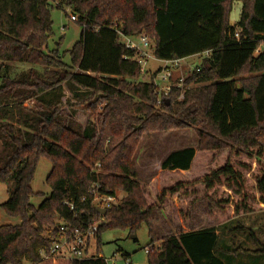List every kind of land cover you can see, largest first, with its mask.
<instances>
[{
    "label": "trees",
    "instance_id": "1",
    "mask_svg": "<svg viewBox=\"0 0 264 264\" xmlns=\"http://www.w3.org/2000/svg\"><path fill=\"white\" fill-rule=\"evenodd\" d=\"M236 2L242 9L232 25ZM54 9L72 11L82 27L79 41L64 53L61 41L49 50ZM119 33L145 35L161 62L209 55L187 73L183 99L174 87L159 105L153 82L159 72L142 81L149 71L142 73ZM261 44L264 0H61L58 8L47 0H0V183L10 185L1 207L21 221L0 227V264H109L99 256L43 257L61 226L86 231L101 217L105 223L89 241H96L98 254L103 232L134 235L146 224L147 264H237L233 240L217 228L159 239L153 213L172 197L190 200L186 194L198 186L219 221L264 209V51L255 56ZM7 63L30 70L15 79ZM243 74L253 77L239 79ZM81 111L90 115L85 124L77 119ZM187 128L199 145L166 157L161 171L171 178L162 179L160 190L153 184L154 200L138 180L140 140ZM41 158L52 163L51 194L35 208L32 183ZM116 191L126 197L100 215L96 197ZM242 252L261 257L264 247Z\"/></svg>",
    "mask_w": 264,
    "mask_h": 264
},
{
    "label": "rangeland",
    "instance_id": "2",
    "mask_svg": "<svg viewBox=\"0 0 264 264\" xmlns=\"http://www.w3.org/2000/svg\"><path fill=\"white\" fill-rule=\"evenodd\" d=\"M242 9V3L233 4L230 16V23L235 25L239 19ZM72 11H64L54 9L52 11L53 33L54 37L49 42V50L58 47L61 53L70 51L79 41L82 27L76 22H72L70 16ZM256 56V55H255ZM204 56L197 55L187 59L185 63V72H192L195 67L201 64ZM65 61L69 62L70 57L67 55ZM7 74L15 79L22 76L30 70L28 65L7 63ZM164 63L158 60H149L146 69L149 71L142 81L149 82L152 72H157ZM2 72L0 73V75ZM253 75L243 74L239 79L249 80ZM67 97L70 93L66 90ZM34 102H27L26 106H32ZM88 113V112H87ZM81 111L77 119L80 123L85 124L90 115ZM199 145L198 136L193 128L171 130L166 132H152L142 136L140 144L135 154V167L138 180L149 187L150 195L155 199L156 194L153 190V184L160 190V183L164 178L161 171L162 162L166 157L177 150L185 148H197ZM52 171V163L47 158H41L35 172L32 189L35 196L31 199V204L38 208L42 202L51 194V188L46 180ZM171 178V177H170ZM169 177H165V183H169ZM158 181V182H157ZM10 185L0 183V227L9 225H19L20 219L10 217L3 209L4 204L9 199ZM190 189L188 194L191 195L190 200H184L183 196L173 198L166 206L158 207L153 213V222L156 235L159 239L164 237L178 235L201 228L215 227L219 230L221 237H226L231 242L232 249H237V264H264V255L254 257L244 254L243 250H258L264 247V209L255 212L240 214L236 217L231 216L229 220L219 221L215 216L211 215L212 205L210 201L202 197L203 188ZM185 195V194H181ZM116 202L119 203L126 197V194L116 191ZM193 199H199L195 202L190 210L189 206ZM100 204L103 209L105 205L99 200L96 204ZM113 205V204H112ZM107 209V208H106ZM251 233L253 236L251 237ZM253 238L260 241L257 245ZM102 246L97 252V244L94 240L89 249L88 258L101 257L108 261L109 264H147L148 253L146 250L151 247V237L149 228L143 224L136 234L130 235L126 230H110L101 234ZM160 241V240H159ZM161 242H157L155 247L159 248ZM125 255L126 257H123Z\"/></svg>",
    "mask_w": 264,
    "mask_h": 264
},
{
    "label": "built area",
    "instance_id": "3",
    "mask_svg": "<svg viewBox=\"0 0 264 264\" xmlns=\"http://www.w3.org/2000/svg\"><path fill=\"white\" fill-rule=\"evenodd\" d=\"M48 3L55 8L60 7L61 0H47ZM67 11H69L67 9ZM70 19L72 22H78V17L76 15H71ZM120 34L122 43L126 46L127 49L134 51L135 61L141 65V71L145 74L148 70L146 66L149 63V60L155 59L153 55V42L147 38L145 35H140L137 38L126 37ZM236 38H239V35L236 34ZM264 51V44H261L255 51V55L258 56ZM209 55V52L202 54L206 57ZM187 59L176 60V61H165L163 67H160L158 70L159 74L156 76L153 81L159 94L158 104L160 105L163 100L169 96L171 90L174 87H179L182 89L180 99L184 97V91L186 88V78L187 73L185 72V63ZM101 201L105 205V209L109 208L114 202H116V197L105 196L103 198L96 197L95 203ZM98 208H101V205L97 204ZM105 223V218L101 217L99 221L94 223L88 230L76 229L71 230L67 229L65 226L60 227L59 238L53 243V246L49 252L44 253L43 257H66L69 259H86L88 258V253L91 245L89 241L93 240L97 234L100 225ZM148 252V249L146 250Z\"/></svg>",
    "mask_w": 264,
    "mask_h": 264
},
{
    "label": "water",
    "instance_id": "4",
    "mask_svg": "<svg viewBox=\"0 0 264 264\" xmlns=\"http://www.w3.org/2000/svg\"><path fill=\"white\" fill-rule=\"evenodd\" d=\"M166 103H167V104H169V103H170V101H169V100H166ZM98 212H99V214H100V215H103V216H105V215H106V213H107V210H106V209H101V208H98Z\"/></svg>",
    "mask_w": 264,
    "mask_h": 264
},
{
    "label": "crops",
    "instance_id": "5",
    "mask_svg": "<svg viewBox=\"0 0 264 264\" xmlns=\"http://www.w3.org/2000/svg\"><path fill=\"white\" fill-rule=\"evenodd\" d=\"M202 229V228H201ZM200 230V229H199ZM193 231H197V230H193ZM190 232H192V231H190ZM187 233V232H186ZM218 233H220L219 232V230H218ZM224 239H226V240H228V238H226V237H224ZM229 241V240H228Z\"/></svg>",
    "mask_w": 264,
    "mask_h": 264
}]
</instances>
